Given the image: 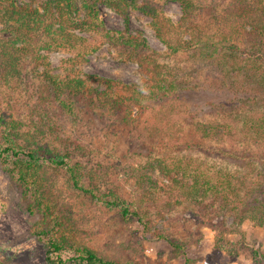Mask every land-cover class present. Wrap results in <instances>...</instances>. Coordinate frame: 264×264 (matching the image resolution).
Wrapping results in <instances>:
<instances>
[{"label": "trees", "instance_id": "1", "mask_svg": "<svg viewBox=\"0 0 264 264\" xmlns=\"http://www.w3.org/2000/svg\"><path fill=\"white\" fill-rule=\"evenodd\" d=\"M75 1L46 0L39 13L15 6L14 0H0V86L17 73L18 60L34 55L31 45L43 38L53 48L71 52L67 62L72 64L85 61V56L96 49L71 32L93 31L97 24V12L89 4L85 6L87 21L74 17ZM115 1L127 5L133 2ZM177 2L181 16L176 23L151 5L140 7L151 19L166 55L151 51L140 37H121V45L151 76L145 87L102 80L104 89L99 90L71 73L46 72L41 77L44 91L39 89L38 101L26 118L13 119L0 113V161L11 165L16 179L41 197L47 210L50 203L44 195L50 187L43 186L45 170L54 174L64 170L79 195L114 210L121 218L134 219L144 230L150 227L151 209L162 218L182 211L185 218L199 222L200 217L203 225L211 227L224 226L225 215L233 216L237 224L249 219L264 227V0H227L218 11L202 0ZM9 49L13 52L8 53ZM206 88L224 98L195 109L183 108L185 93ZM134 107L141 112L140 125L157 153L148 150L150 156L145 157L144 150L137 148L128 166H119V174H124L122 182L130 186L133 196L126 199L119 189H99L93 185L99 181L92 183L98 179L95 172L84 187L86 174L78 163H70L71 154L64 150L65 144L54 132L50 118L70 119L72 127L83 116L130 126ZM205 113L209 114L204 120L192 121ZM183 115L190 119V131L197 142L184 141L187 132L180 122ZM205 141L230 142L235 157L236 151L247 153L243 158L246 163L213 166L210 159L208 163L193 157L191 153L200 151L208 156H232L224 148L205 149ZM231 166L236 167L228 168ZM51 215L43 213L52 234L48 241L51 253L70 249L78 264H135L97 255L77 237L69 215ZM167 242L176 250L180 248L173 240ZM50 261L61 263L59 256Z\"/></svg>", "mask_w": 264, "mask_h": 264}, {"label": "rangeland", "instance_id": "2", "mask_svg": "<svg viewBox=\"0 0 264 264\" xmlns=\"http://www.w3.org/2000/svg\"><path fill=\"white\" fill-rule=\"evenodd\" d=\"M45 2L14 0V5H23L42 13ZM202 2L218 11L227 0ZM75 3L73 15L79 21L88 20L87 4L97 12V24L93 31L71 30L96 49L85 56V61L72 64L67 62L72 57L71 52L53 48L44 38V41L32 44L34 55L23 57L22 62L18 60L17 73L8 77V83L0 86L1 114L13 119L26 118L28 110L38 101L41 88L44 91L41 77L46 72L58 75L71 73L99 90L104 89L102 80L145 87L151 76L121 45V37H140L151 51L166 55V47L155 36L151 19L140 7L151 5L161 10L172 23H176L181 16L177 0H133L128 5L115 0H76ZM2 12L3 3H0V32L3 28ZM21 45L19 41L18 46ZM7 51L13 52L11 49ZM201 83L207 85L203 80ZM221 98H224L222 94L207 88L187 92L183 95V108L195 109L205 102H215ZM206 114L209 113L196 115L192 121L204 120ZM141 116V112L134 107L130 126L118 121L104 123L88 120L87 116L79 118L74 127L70 119L57 120L53 116L50 120L54 121V132L62 140L61 144H65L64 150L71 154L70 163H78L86 174L82 185L87 186L90 181L88 176L95 172L98 179L94 178L92 183L95 180L99 182L93 185L101 190L119 189L120 194L129 199L133 192L128 184L122 182L124 174H119V166H128L129 157L137 148L144 150L145 157L150 156L148 150L157 153L155 144L142 130ZM189 120L184 115L180 118L187 132L184 141L197 142L190 131ZM208 146L224 148L232 154L230 142L205 141L203 147L207 149ZM236 154L237 157L232 154L226 158L215 153L208 156L204 151L191 153L193 157L204 158L208 163L210 159L213 166L224 163L235 165L244 161L247 155L240 151H236ZM256 163L260 165L258 161ZM10 168L9 163L0 161V264H52L50 260L56 261L57 256L61 260L59 264H78L74 260L75 253L70 249L57 253L49 251L48 241L52 234L43 221L44 212L51 213V218L60 213L69 215L77 237L94 249L97 255L105 258L130 260L135 264H264V227L249 219L237 224L233 216L225 215L224 226L211 227L203 225L200 217L199 222L195 218H185L182 211L165 214L162 218L151 209V224L148 230H144L134 219L121 218L114 210L79 195L71 187L64 170L54 174L50 169L45 170L46 181L43 185L50 187V192L44 195L50 203L47 210L42 198H37L32 189L21 184ZM47 231L49 234H45ZM167 240L179 243L180 248L176 250L170 247Z\"/></svg>", "mask_w": 264, "mask_h": 264}]
</instances>
